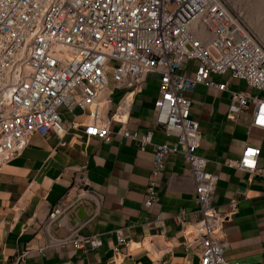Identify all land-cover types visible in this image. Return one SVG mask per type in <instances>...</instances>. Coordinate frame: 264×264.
Segmentation results:
<instances>
[{
	"label": "built area",
	"instance_id": "obj_1",
	"mask_svg": "<svg viewBox=\"0 0 264 264\" xmlns=\"http://www.w3.org/2000/svg\"><path fill=\"white\" fill-rule=\"evenodd\" d=\"M227 74L243 84L229 90L228 81L210 75ZM149 75L158 79L153 115L172 141L154 144L143 205L156 198V182L168 156L180 152L194 182L193 209L170 215L183 234L184 249L198 264H227L230 246L224 221L238 209L230 199L219 211L212 203L217 175L196 153L201 133L190 117L189 94L197 83L229 91L227 117L250 111V127L264 128V47L228 7L226 0H0V173L21 154L33 134L61 140L74 130L86 137L110 140V122L126 115L135 93ZM124 90L116 114L112 96ZM120 134L151 143V132ZM259 146L246 144L228 164L250 174L261 172ZM99 208L85 172L75 173L40 223L46 246L61 248L71 241L83 248L101 244L97 233H80L84 222L70 216L82 206ZM163 214L156 216L163 219ZM64 231V232H63ZM123 229L116 231L114 253L127 248ZM44 247L39 248L42 250ZM26 252L7 264H20ZM61 264H68L61 260ZM156 264H171L157 260ZM232 264H248L234 261Z\"/></svg>",
	"mask_w": 264,
	"mask_h": 264
},
{
	"label": "crops",
	"instance_id": "obj_2",
	"mask_svg": "<svg viewBox=\"0 0 264 264\" xmlns=\"http://www.w3.org/2000/svg\"><path fill=\"white\" fill-rule=\"evenodd\" d=\"M210 76L214 81H228L229 90L243 88L227 74ZM157 90V77L149 75L133 96L127 114L121 121L111 120L110 140L86 137L74 130L61 140L53 135L31 136L21 154L0 173V264L23 252L26 258L20 264H61V260L68 264H156L159 259L171 264H198L197 254L184 249L183 234L170 218L181 208L196 207L194 182L180 152L168 156L156 182L155 200L149 207L143 205L154 144L174 140L154 120ZM257 93L264 97V92ZM124 94V90L115 91L110 115L116 114ZM189 97L190 117L198 122L201 133L196 153L217 175L212 203L224 211L230 199L238 200L237 211L223 224L230 242L225 251L227 264H264V128L250 127L249 110L235 119L227 117L228 90L219 92L197 83ZM123 128L150 131L151 143L141 149L137 140L120 134ZM246 144L261 149L259 174L228 164L239 159ZM80 171L85 172L99 208L92 215L91 205L80 206L70 220L85 221L80 233H97L101 244L92 248L85 238L83 248L76 249L71 241L59 249L45 247V234L39 225ZM160 213L164 217L157 220ZM118 229H123L129 240L119 254L112 249Z\"/></svg>",
	"mask_w": 264,
	"mask_h": 264
},
{
	"label": "rangeland",
	"instance_id": "obj_3",
	"mask_svg": "<svg viewBox=\"0 0 264 264\" xmlns=\"http://www.w3.org/2000/svg\"><path fill=\"white\" fill-rule=\"evenodd\" d=\"M226 3L264 47V0H226Z\"/></svg>",
	"mask_w": 264,
	"mask_h": 264
},
{
	"label": "bare ground",
	"instance_id": "obj_4",
	"mask_svg": "<svg viewBox=\"0 0 264 264\" xmlns=\"http://www.w3.org/2000/svg\"><path fill=\"white\" fill-rule=\"evenodd\" d=\"M123 116H124V115H123ZM123 116H121L120 113H118V114L116 115V117H119V118H122Z\"/></svg>",
	"mask_w": 264,
	"mask_h": 264
},
{
	"label": "water",
	"instance_id": "obj_5",
	"mask_svg": "<svg viewBox=\"0 0 264 264\" xmlns=\"http://www.w3.org/2000/svg\"><path fill=\"white\" fill-rule=\"evenodd\" d=\"M81 212H82V208H80V210H79V214H82Z\"/></svg>",
	"mask_w": 264,
	"mask_h": 264
}]
</instances>
